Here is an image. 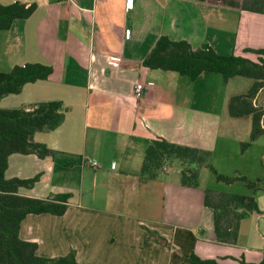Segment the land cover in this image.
<instances>
[{
	"label": "crops",
	"instance_id": "0c3cea01",
	"mask_svg": "<svg viewBox=\"0 0 264 264\" xmlns=\"http://www.w3.org/2000/svg\"><path fill=\"white\" fill-rule=\"evenodd\" d=\"M35 5L26 19L0 32V71L28 62L49 65L46 79L26 83L19 94L0 101L19 108L60 100L68 107L53 131L34 140L54 156L15 153L7 178H34L20 193L33 198L68 194L63 215L28 214L20 235L37 242L49 258L75 251L78 264H190L192 252L221 264L264 262V134L249 141L252 118H234L229 98L244 94L254 80H226L216 72L196 79L153 69L144 60L166 35L194 48L258 61L264 48V14L195 0H0ZM225 35H227L225 37ZM110 56L122 58L119 66ZM138 82L143 92L135 93ZM152 84V85H151ZM264 109V88L254 101ZM264 128V115H263ZM166 139L211 151L216 171L257 182H218L215 173L197 188L181 184L173 161L157 178L141 180L147 146ZM87 158L100 163L87 164ZM213 172L211 169H209ZM207 188L253 196L259 210L244 212L235 242L216 241L214 209L204 201ZM149 229L169 246L149 237Z\"/></svg>",
	"mask_w": 264,
	"mask_h": 264
},
{
	"label": "trees",
	"instance_id": "16d2710c",
	"mask_svg": "<svg viewBox=\"0 0 264 264\" xmlns=\"http://www.w3.org/2000/svg\"><path fill=\"white\" fill-rule=\"evenodd\" d=\"M217 5L236 7L241 10L264 14V0H195ZM35 10V5L13 2L0 4V32L12 27L14 21L26 19ZM248 50L259 56L258 61L236 56L234 53L218 54L211 47L194 48L187 40H174L161 35L154 48L144 60L153 69L175 71L181 75L198 78L205 72H216L226 80L232 77H247L254 80L244 94L232 95L228 101V112L234 118L251 116L250 139L242 143V149L255 142L262 134L264 109L255 106L254 101L260 89L264 88V48ZM52 73L49 65L28 62L0 71V101L9 94H19L28 82L46 79ZM68 107L63 101H43L19 108L0 107V264H78L75 251L68 255L49 258L37 254L39 245L20 235L22 221L29 214L48 213L63 215L69 207L68 194H56L47 198H33L20 193L23 187L33 188L40 175L34 178H7L9 156L15 153L36 154L40 158L54 156L48 145L34 140L38 131H53L65 120ZM181 167V184L197 188L201 169L206 167L217 176L218 182L233 183L242 179L250 188L257 182L247 177H231L220 174L213 167L211 151L196 147L178 145L166 139L149 142L141 169V180L157 178L169 165L176 161ZM204 201L214 209L216 241L234 243L237 229L244 212L258 211L256 198L249 195L219 192L207 188ZM149 237L167 246L170 243L156 230L149 229ZM190 264H221L217 260L203 259L192 252L187 259ZM264 264V262L262 263Z\"/></svg>",
	"mask_w": 264,
	"mask_h": 264
},
{
	"label": "built area",
	"instance_id": "2783aa9c",
	"mask_svg": "<svg viewBox=\"0 0 264 264\" xmlns=\"http://www.w3.org/2000/svg\"><path fill=\"white\" fill-rule=\"evenodd\" d=\"M121 61L122 58L119 56H110L108 63L113 66H119L121 64ZM144 86V83L138 82L135 86V93L140 94L141 92H143ZM87 164L95 169L100 166V163L97 160L91 158H87Z\"/></svg>",
	"mask_w": 264,
	"mask_h": 264
},
{
	"label": "rangeland",
	"instance_id": "374dc122",
	"mask_svg": "<svg viewBox=\"0 0 264 264\" xmlns=\"http://www.w3.org/2000/svg\"><path fill=\"white\" fill-rule=\"evenodd\" d=\"M227 35H225V37H226ZM257 58H259V56L257 57ZM1 65L2 64H0V67H1ZM243 79V80H245V81H251L249 78H247V77H236L235 79ZM211 176H214V174H213V172H211L209 169H206L205 171H204V179H203V184H207V182H208V184H210V181H209V179H210V177Z\"/></svg>",
	"mask_w": 264,
	"mask_h": 264
}]
</instances>
